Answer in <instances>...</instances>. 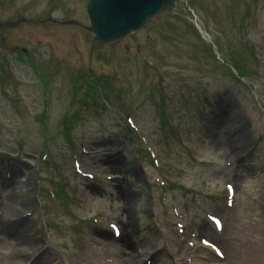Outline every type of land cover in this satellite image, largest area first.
Wrapping results in <instances>:
<instances>
[{
	"label": "rangeland",
	"instance_id": "obj_1",
	"mask_svg": "<svg viewBox=\"0 0 264 264\" xmlns=\"http://www.w3.org/2000/svg\"><path fill=\"white\" fill-rule=\"evenodd\" d=\"M87 1L0 0V23H14L21 17L33 21L52 17L86 25ZM194 17L210 41H214L210 47L201 44L202 39L192 25ZM263 38L264 0H184L172 14L155 17L133 38L108 46L110 51L95 47L92 42L98 44L89 34L73 28L31 22L17 29L0 30V264H25L32 260V264H104L99 256L121 259L124 264H143L147 258L153 264H216L199 260L193 249L179 241L173 228L175 220L157 201L154 202L162 216L158 223L161 228L148 223L152 199L161 196L151 174L166 177L177 189L179 181L190 186V181L179 172V168L188 164L180 144L175 147L174 156L165 154L170 173L163 168L159 172L149 171L139 158V147L122 118L112 113L93 115L104 110H116L123 116L134 111L135 122L161 151L162 162L167 145L163 126L173 124L179 128L183 142H189L188 133L193 131L201 158L217 165L209 169L199 166L191 169L188 165L189 180L203 179L210 184V192H217L220 183L229 181L237 192V211L219 213L224 221V235L211 237L225 250L229 264H246L252 243L264 229V142L262 138L256 140L259 132H264V111L256 102L255 93L247 84L236 81L226 66L238 63L245 72V81L259 93L264 85V61L258 69L253 52ZM150 43L159 49L158 54L151 53ZM20 49H26L27 53H21ZM143 56L149 57L148 64L138 60ZM92 57L100 60L89 61ZM33 62L42 67L41 71H33ZM87 67L98 74L89 76ZM104 85L111 90L110 97ZM157 90L160 101L164 100L168 108V121L160 120L158 101L153 98ZM241 105L247 107L256 123L253 131L243 126ZM224 106H230L229 111L232 110L243 132L237 143L240 149H231L236 157L230 176L220 170L227 152L223 151L218 136L229 134L231 128L227 132L224 116L223 125L213 128L218 118L214 114H220L219 109ZM63 124L70 125L74 147L86 146L98 152L85 163L116 176L113 186L99 188L74 176ZM226 144L230 146L229 142ZM19 149L26 155L21 156ZM43 149L53 156L62 181L68 178L81 194L79 199L86 202L83 205L73 199L69 203L71 214L64 210L62 200L54 203L60 229L46 228V233L43 228L49 225V220L45 211H39L41 198L34 199L38 186L35 154ZM8 170L12 173L11 182L4 186ZM30 172L34 173V184ZM90 188L94 190L91 192ZM172 193L182 203L184 224L195 226L211 240L202 214L216 212L214 200L198 199L199 204H205L199 213L186 192L174 189ZM7 196L16 201L4 222L8 226L4 235L2 208ZM103 205L109 207L104 216L113 218L121 228L118 240L105 230L77 222L102 211ZM35 208L34 215L20 219L23 213ZM195 215L199 219H193ZM15 229L18 232L10 236ZM73 240L78 242L77 246ZM40 251L43 252L33 258Z\"/></svg>",
	"mask_w": 264,
	"mask_h": 264
},
{
	"label": "water",
	"instance_id": "obj_2",
	"mask_svg": "<svg viewBox=\"0 0 264 264\" xmlns=\"http://www.w3.org/2000/svg\"><path fill=\"white\" fill-rule=\"evenodd\" d=\"M176 0H92L89 29L101 43L123 38L140 29L149 17L169 9Z\"/></svg>",
	"mask_w": 264,
	"mask_h": 264
},
{
	"label": "bare ground",
	"instance_id": "obj_3",
	"mask_svg": "<svg viewBox=\"0 0 264 264\" xmlns=\"http://www.w3.org/2000/svg\"><path fill=\"white\" fill-rule=\"evenodd\" d=\"M229 107H222L221 111L222 112H226V121L229 122V127L231 129H235V125H237L236 123L238 121H235V116L233 115L232 110L230 109L229 111ZM236 122V123H235ZM239 139H242V136H238L235 138V142H238ZM237 147V143L233 144V149L235 150ZM125 170V168H123ZM16 200H12L11 197L9 199V197L7 196L6 198V202L4 203V206L2 208V232L5 235L6 231H7V227H6V223H4L6 220H8L9 218V214L11 211V208L13 207V204L15 203ZM8 218V219H7ZM7 245V244H6ZM209 260H213L214 259L210 256H208ZM246 264H264V229H262L259 233V236L257 238V241L255 240L252 248H251V252L249 253V258H248V262Z\"/></svg>",
	"mask_w": 264,
	"mask_h": 264
},
{
	"label": "snow or ice",
	"instance_id": "obj_4",
	"mask_svg": "<svg viewBox=\"0 0 264 264\" xmlns=\"http://www.w3.org/2000/svg\"><path fill=\"white\" fill-rule=\"evenodd\" d=\"M217 224H218V222H217Z\"/></svg>",
	"mask_w": 264,
	"mask_h": 264
}]
</instances>
